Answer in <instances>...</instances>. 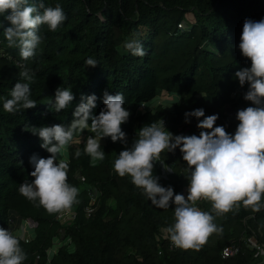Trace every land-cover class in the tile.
<instances>
[{"label": "trees", "instance_id": "trees-1", "mask_svg": "<svg viewBox=\"0 0 264 264\" xmlns=\"http://www.w3.org/2000/svg\"><path fill=\"white\" fill-rule=\"evenodd\" d=\"M28 2H43L45 7L60 4L67 19L55 32L41 26L43 39L36 55L24 61L17 48L8 46L3 28L10 25L0 15V228L11 231L27 218L35 222L32 240H20L27 256L23 264H264L260 255L245 247L234 256L221 257L222 247L253 232L264 243V209L253 212L241 204L217 216L209 201L200 200L196 207L212 214L222 231L212 233L198 251L168 250L166 242H158L156 234L161 227L174 224V205L167 209L155 207L130 176L120 177L113 167L119 153L132 146L137 130L150 122L164 120L173 135L199 136L197 118L189 117V123L184 118L185 112L197 108H203L205 116L218 114L214 126L235 133L239 124L237 111L253 106L243 99L248 84L241 87L235 77L236 71L251 65L238 47L243 22L246 18H264V0ZM186 13L193 15L194 22L180 29L177 25ZM132 39L142 41L145 56H133L124 48ZM89 57L99 64L86 66ZM25 70L34 74L30 98L37 105L9 114L3 103L10 98L15 83L26 82L21 76ZM58 87L70 89L75 96L71 106L61 112L52 105ZM104 91L124 96L123 106L130 116L121 128L127 143L102 138L105 159L92 166L84 153L85 144L80 141L95 133L85 130L81 136L74 135L67 148L68 182L80 190L79 203L73 206L74 220L61 225L56 214H49L19 192L21 183L34 179L29 158L50 155L31 130L55 124L68 126L81 95L98 97L92 111L99 114L104 108ZM168 93L176 96L175 101L160 97ZM158 95L160 98H155ZM153 98L162 104L146 111L137 109L140 102ZM165 102L171 108H166ZM76 151L81 152L80 157L75 156ZM161 157L173 171L158 183L183 194L189 172L179 147L174 152L161 153ZM158 172L154 163L153 175L156 177ZM80 176L85 181H80ZM92 186L97 188L98 197L93 213L86 216L84 209ZM66 236L74 248L59 244ZM54 247L55 252L50 250ZM159 247L163 249L161 254Z\"/></svg>", "mask_w": 264, "mask_h": 264}, {"label": "clouds", "instance_id": "clouds-1", "mask_svg": "<svg viewBox=\"0 0 264 264\" xmlns=\"http://www.w3.org/2000/svg\"><path fill=\"white\" fill-rule=\"evenodd\" d=\"M0 15L10 25L3 28L8 46L17 48L24 61L36 55L43 39L41 26L46 25L49 31L55 32L67 19L60 4L45 7L43 2L35 4L28 0H0ZM238 47L251 65L236 71L235 77L241 87L248 84L243 99L253 106L237 111L239 124L234 134L226 132L223 126H214L218 114L205 116L204 109L197 108L185 112L184 118L185 123L190 122L189 117L197 118L199 136L173 135L166 130L162 119L150 122L137 130L132 146L122 150L113 164L120 177H131L132 183L142 189L152 205L161 209L174 205L175 222L164 232L174 246L184 250L198 251L212 233L222 231L214 223L212 214L196 207L198 201H209L217 216L238 209L241 204L253 212L264 209V18L244 20ZM124 48L133 56L147 54L138 39L127 41ZM97 64L91 57L85 61L86 66ZM21 76L26 82L15 83L10 98L3 103L4 111L9 114L37 105L30 98L34 74L25 70ZM74 99L70 89L58 87L52 105L56 112H61L68 109ZM97 99L95 94L81 95L68 126L55 124L31 130L41 138V147L50 155L29 158L34 169L30 175L34 179L21 183L19 192L49 214L71 215L73 206L79 203L80 190L68 182L69 162L63 158L75 134L81 136L85 130L95 133L80 141L85 144L84 153L90 157L92 166L105 159L100 144L102 138L127 143L121 125L127 122L130 112L123 106V94L111 95L104 91V108L99 114H93ZM178 147L189 172L187 197L174 193L171 186H161L158 177L153 175L154 162L160 161L161 153L174 152ZM75 156L80 157L81 152L76 151ZM11 231L0 228V264H23L27 256L20 240L26 229Z\"/></svg>", "mask_w": 264, "mask_h": 264}, {"label": "built area", "instance_id": "built-area-1", "mask_svg": "<svg viewBox=\"0 0 264 264\" xmlns=\"http://www.w3.org/2000/svg\"><path fill=\"white\" fill-rule=\"evenodd\" d=\"M192 22H194V20L190 21L185 16V19L181 20L178 23V27L180 29L188 28ZM1 55H2V51L0 49V56ZM160 97L163 100H169L172 102L175 101V99H176V96H174L173 94L171 95L169 93L165 94V95H161ZM156 104H162V103H161V101L156 102L155 99H152L148 103H146V101H143V102L139 103L137 109L142 110V111H146L147 109L153 108ZM164 126L167 130V124L165 121H164ZM154 163H155L156 167L159 169V172L156 176V177H158V179L168 178L169 174H171L173 171L170 164L166 163L162 157L160 158V161H156ZM167 168H170L171 171H167L166 170ZM80 181H82V182L85 181V177L80 176ZM88 194H89V201H88V204L86 205V207L84 209L86 216H90L95 209V200H97V197H98L97 188L95 186L90 187ZM183 194L185 197L187 196L188 186L186 188H184ZM74 218H75V210L74 209H73V212L71 215L56 214V219L59 221V223L61 225L68 224L69 222L74 220ZM35 225H36L35 222L32 221L31 219H28V218L21 221V223L17 227V231L19 232V230L21 228L26 229V231H24V233H23V238L21 239L22 241H24L25 243H28L32 240L33 233H32V231L30 232V229L32 228V230H33L35 228ZM164 229H166V228L161 227L159 229V231L156 234V239L158 240V242H161L164 240L167 244L168 250H176L178 247L174 246L172 244V242L170 241V239L166 238V233L164 232ZM59 244H63V245L65 244V245L71 247L73 245V242L69 236H66L64 239H60ZM242 247H245V248H248L250 250L255 251L257 255H260V257L262 258V261L264 260V243L257 239L256 234L254 232L249 234V235H244L243 237H241L237 241H231L230 243H228L224 247H222L221 257L222 258H228V257L234 256V255L238 254V252L241 250ZM50 250L55 252L56 248H52ZM162 250L163 249L161 247H159L158 254H161ZM179 264H187V263H179Z\"/></svg>", "mask_w": 264, "mask_h": 264}, {"label": "rangeland", "instance_id": "rangeland-1", "mask_svg": "<svg viewBox=\"0 0 264 264\" xmlns=\"http://www.w3.org/2000/svg\"><path fill=\"white\" fill-rule=\"evenodd\" d=\"M186 17H187V19L188 20H190V21H193L194 20V18H193V15L191 14V13H187L186 15H185ZM178 26V25H177ZM179 28V27H178ZM183 28V27H182ZM159 97V95L158 96H156L155 98H158ZM155 98H153V99H155ZM152 100V99H151ZM159 100V99H158ZM150 101V100H149ZM149 101H147L146 103H148ZM156 102H157V100H156ZM164 106L166 107V108H171V104L170 103H167V102H165V104H164ZM81 139V137L78 139V140H80ZM74 140V139H73ZM76 140H77V138H76ZM68 148V147H67ZM63 158H66L67 159V149H66V153H65V156L63 157ZM32 231V233H34V229L32 230V228L30 229V232ZM17 232V231H16ZM55 248V247H54ZM71 248H74L73 247V245L71 246Z\"/></svg>", "mask_w": 264, "mask_h": 264}, {"label": "crops", "instance_id": "crops-1", "mask_svg": "<svg viewBox=\"0 0 264 264\" xmlns=\"http://www.w3.org/2000/svg\"><path fill=\"white\" fill-rule=\"evenodd\" d=\"M153 103V102H152Z\"/></svg>", "mask_w": 264, "mask_h": 264}]
</instances>
